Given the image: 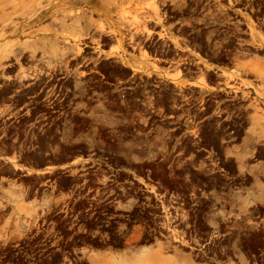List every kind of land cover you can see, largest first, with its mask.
<instances>
[{
  "label": "flooded vegetation",
  "instance_id": "1",
  "mask_svg": "<svg viewBox=\"0 0 264 264\" xmlns=\"http://www.w3.org/2000/svg\"><path fill=\"white\" fill-rule=\"evenodd\" d=\"M106 1L70 0L82 41L68 64L29 53L8 64L0 104L24 110L15 124L0 118V264H264V0H155L151 35L134 38L98 29ZM116 34L124 54L144 49L177 76L110 60ZM53 89L59 115L78 97L120 107L145 127L125 134L149 136L137 148L153 158L115 152L119 131L106 129L78 173L35 174L50 148L36 164L17 134L46 118Z\"/></svg>",
  "mask_w": 264,
  "mask_h": 264
},
{
  "label": "rangeland",
  "instance_id": "2",
  "mask_svg": "<svg viewBox=\"0 0 264 264\" xmlns=\"http://www.w3.org/2000/svg\"><path fill=\"white\" fill-rule=\"evenodd\" d=\"M154 2L155 0H107L106 8L109 10L107 14L110 16H105L101 20L102 22L97 24V27L98 29H103V26L104 28L107 26L113 29V33L128 30L130 35L133 36L132 38H134L138 33L144 32L142 31L143 28H149L148 18L154 15L156 11ZM84 3L87 2L84 1ZM12 4L14 5L15 13L6 18L0 17V55L3 54V58H0V63L4 71L1 72L0 70V89L9 88L12 82V72L8 69V64L10 65L14 60L13 55L18 54V58H23L32 49L34 50V56H39L40 58L43 56L47 59L49 68L52 69L61 62L68 64L69 57L74 55L73 52L76 50V46H79V41H82L80 38L82 34L78 33L80 20L74 13V9H82L76 8L77 2L71 3L70 0H14L8 3H1L0 9L5 8V11L8 12L11 10ZM151 7L155 9H152V11ZM111 10L112 13L110 12ZM47 11H50L49 17L46 16ZM90 23L82 21L81 25L89 26ZM147 30L150 34V30ZM118 36L116 44L108 52L109 56H113L109 58L110 60L121 61V58H124L125 62L128 61L134 64V69L140 70L139 74H146L142 76L143 78L152 75V73L162 74L164 78L177 76L171 75L169 71L159 72L155 66V60L149 58L148 52L144 49L139 48L138 52L131 50L130 54H124L121 51V34H116V37ZM40 40H42L41 43L43 42L41 46L37 45ZM60 50L70 51L62 56ZM7 57L8 59L5 60L4 58ZM260 68L264 70L263 66H259V73ZM20 72L19 77L24 73L28 75L23 67L20 68ZM73 73L78 75L76 70ZM234 75V72H230L226 77L233 78ZM28 81V78L27 80H22L23 83ZM55 94L56 91L53 89L50 94V99L52 100L50 104L54 105L46 110V118L29 117L24 121L31 123L27 126L30 128L28 132L19 131L17 134L16 142H21V149H24L27 145L35 147L33 158L36 164L42 163L47 158L43 157L42 151H48L47 147H49V152L51 153L50 164L63 163L74 159L73 162L75 163L64 169L68 170V173L76 174L79 172L77 171L79 167L88 164L83 159L91 158L88 154L92 151L88 150V148L93 146V143L97 145L107 143L102 138L106 129L119 131V134H114L118 137L116 141L118 143L117 146H119L118 149L114 150L115 152L133 160H138L142 157L153 158L154 155L151 148H147L145 151L137 148L142 143L148 145L152 142V140H148L149 136L144 137L134 133L125 134L129 133L132 128L143 130L145 127L137 123L135 119L116 117L113 112L121 111L120 107L109 106L106 102L97 101V105L87 108L81 102L82 98L78 97L72 100L75 102L71 103V106H74L73 109H66L63 115H59L58 111H56L59 105L57 102L58 96L53 99ZM111 97L109 96L108 98ZM101 99L99 97V100ZM23 110L14 112V109L10 106L0 104V118L5 119V124H15V121L21 120L20 114ZM147 115L148 113L143 112L138 119L142 123H147L150 120L146 118ZM61 127L65 131L58 133L57 130ZM97 138H99V141H96ZM54 168H50L51 174H58L60 171Z\"/></svg>",
  "mask_w": 264,
  "mask_h": 264
},
{
  "label": "bare ground",
  "instance_id": "3",
  "mask_svg": "<svg viewBox=\"0 0 264 264\" xmlns=\"http://www.w3.org/2000/svg\"><path fill=\"white\" fill-rule=\"evenodd\" d=\"M10 1H14V0H0V4L3 3V2H4V3H5V2L8 3V2H10ZM150 9H151V10H152V9L154 10L155 8H152V7H151ZM153 10H152V11H153ZM14 13H15V10H14V5H13V4H12V6H11V10L8 11V12L5 11V8H1V9H0V17H1V18L9 17V16L13 15ZM154 13H155V12H154ZM138 17H139V16H138ZM137 19H138V18H137ZM135 21H136V20H135ZM142 25H145V24H142ZM133 26H136V25H133ZM138 26H139V25H138ZM131 29H132V28H131ZM147 29H148V28H147ZM147 29L143 28L142 31H144V32L146 31V32L149 34V31H148ZM138 30H139V29H138ZM140 31H141V30H140ZM146 35H147V34H146ZM131 38H132V36H131ZM41 41H42V40H40V42H39L37 45H39V46L43 45V42L41 43ZM138 45H139V44H138ZM36 47H38V46H36ZM112 48H113V47H112ZM112 48H111V49H112ZM111 49H110V50H111ZM76 50H77V52H79V48H78V47H76ZM113 50H114V49H113ZM69 51H70V50H69ZM69 51H68V50H65V51H61V50H60V54H61L62 56H63V55H66ZM50 52H52V50H50ZM71 53H72V52H71ZM146 53H147V52H146ZM29 54L32 56V59H33V56H34V50L30 49V50H29ZM17 55H18V54H15V55H13L12 57H13L15 60H18V59H17ZM146 55H147V54H146ZM144 56H145V54H144ZM147 56H148V55H147ZM8 57H9V56H8ZM8 57H7V58H4V59L7 60ZM0 58H3V54L0 55ZM17 62H18V61H17ZM17 62H16V63H17ZM8 66H9V65H8ZM20 68H21V65H20ZM0 70H1V72H4V71H3V66L1 65V63H0ZM34 70L37 71V69H35V68H34ZM34 70H33V71H34ZM257 71H258V70H257ZM20 73H21V72H20ZM3 75H4V74H3ZM26 77H28V75H25V73H24V74L21 75V77H18V79H24V78H26ZM30 77H32V76H30ZM33 77H34V76H33ZM19 81H20V80H19Z\"/></svg>",
  "mask_w": 264,
  "mask_h": 264
},
{
  "label": "crops",
  "instance_id": "4",
  "mask_svg": "<svg viewBox=\"0 0 264 264\" xmlns=\"http://www.w3.org/2000/svg\"><path fill=\"white\" fill-rule=\"evenodd\" d=\"M74 159H70L69 161H65L63 163H54V164H49L47 166H41L39 169H34L33 172L35 174H43L45 171L47 170H51L50 167L51 166H62V167H69L70 165H73L75 162H73Z\"/></svg>",
  "mask_w": 264,
  "mask_h": 264
}]
</instances>
